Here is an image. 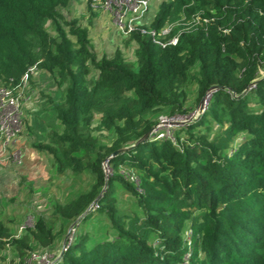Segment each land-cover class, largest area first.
<instances>
[{
  "label": "trees",
  "instance_id": "trees-1",
  "mask_svg": "<svg viewBox=\"0 0 264 264\" xmlns=\"http://www.w3.org/2000/svg\"><path fill=\"white\" fill-rule=\"evenodd\" d=\"M70 1L0 0V87L13 93L31 66L49 73L63 92L50 106L61 129L32 146L58 173H92L84 189L52 199L50 217L61 226L99 211L108 221L110 236L74 230L51 264H264V0H158L119 34L133 41L134 62L89 47L102 0H85L86 24L61 14ZM174 33V44L153 40ZM190 81L196 98L210 88L205 105L172 137L149 133L160 107L185 112ZM116 182L139 208L118 209ZM7 223L0 248L13 264L56 234L39 215L17 234Z\"/></svg>",
  "mask_w": 264,
  "mask_h": 264
},
{
  "label": "rangeland",
  "instance_id": "rangeland-1",
  "mask_svg": "<svg viewBox=\"0 0 264 264\" xmlns=\"http://www.w3.org/2000/svg\"><path fill=\"white\" fill-rule=\"evenodd\" d=\"M157 1L152 0L150 8H153ZM87 11L85 0H72L60 9L66 19H74L81 24H86ZM44 27L49 33H54L48 20H45ZM87 33L89 47L96 56L119 49L127 60L134 62L133 41L120 37L115 32L110 12L104 10V7L96 10V15L87 26ZM195 68L196 65L190 69L194 71ZM95 73V70H91L89 76H94ZM29 75L30 77L13 93L9 91L7 94H0V219L8 222L15 234L22 225H31L36 215L42 216L47 224H52L56 234L50 246L46 247L47 250L35 246V252L26 259L27 264H48L58 256L62 243L69 235L72 236L74 230L88 229L93 237L110 234L106 229V215L99 211L83 220H72L61 226L56 218L52 220L50 217L52 199L61 201L84 189L92 173L82 174L79 179H73L68 172L58 173L51 166L49 159L32 146V142L47 140L46 133L50 129H61L51 107L53 102L61 100L63 92L61 86L46 71L32 68ZM185 88V112L169 115L167 107H160L155 116L156 126L151 128V132H162L172 137L171 131L176 119H165L166 121L161 122L160 120H164L162 118H189L201 110L203 100L201 96L196 98L194 82L190 81ZM12 104H17L16 109ZM97 117L98 112L95 111L94 122ZM171 120L175 122L170 123ZM103 142L108 143L106 137ZM105 173L103 172V175ZM115 185L118 209L126 208L123 205L139 208L117 182ZM16 260L7 247L0 248V264H13Z\"/></svg>",
  "mask_w": 264,
  "mask_h": 264
},
{
  "label": "built area",
  "instance_id": "built-area-1",
  "mask_svg": "<svg viewBox=\"0 0 264 264\" xmlns=\"http://www.w3.org/2000/svg\"><path fill=\"white\" fill-rule=\"evenodd\" d=\"M151 3V0H102L100 7H104V10H106L108 13L110 12L111 15V24L117 34L125 35L129 31L133 30L136 26V24L142 22V16L144 15V12L149 9V5ZM112 10V11H111ZM171 27V23L165 24L160 30L159 34L166 35ZM151 34H153V31H149ZM153 40L157 43H159L161 46H165L167 44H174L177 40V34H171L166 39L160 40L159 38H153ZM33 66H31L28 71L31 72ZM27 78V73L25 72L22 76V83ZM9 93L8 90H6L3 87H0V94L4 95V93ZM10 95V94H9ZM8 96V95H7ZM12 97V96H9ZM16 100V99H15ZM12 102V100H11ZM13 105V104H12ZM205 105V104H204ZM13 106H16L17 104H14ZM13 109V107H12ZM176 119V124L182 123L185 120L191 118H178L177 116H170L169 118H162L164 120H160L161 122L166 121L165 119ZM169 121V120H168ZM174 120H171V122H175ZM156 125H153L152 127H155ZM151 127V128H152ZM149 133H154L156 136H162L164 135L162 132H151V129L149 130ZM167 136V135H164ZM170 137V136H169ZM100 168L102 170V173L105 171L107 173L104 174V177L110 172V168L107 164L106 158L102 159L100 161ZM129 178L133 181H135L134 176H129ZM71 239V235L67 237V241ZM64 245V242L62 243ZM52 259L48 264L52 263Z\"/></svg>",
  "mask_w": 264,
  "mask_h": 264
},
{
  "label": "water",
  "instance_id": "water-1",
  "mask_svg": "<svg viewBox=\"0 0 264 264\" xmlns=\"http://www.w3.org/2000/svg\"><path fill=\"white\" fill-rule=\"evenodd\" d=\"M209 91H210V88H208L207 90H205L204 91V93L202 94V100H203V102H202V105L201 106H204V104H205V101H206V99H207V97H208V95H209ZM201 109V108H200ZM199 109V110H200ZM123 148H126V146H124V147H122V148H120V149H123ZM119 149V150H120Z\"/></svg>",
  "mask_w": 264,
  "mask_h": 264
},
{
  "label": "crops",
  "instance_id": "crops-1",
  "mask_svg": "<svg viewBox=\"0 0 264 264\" xmlns=\"http://www.w3.org/2000/svg\"><path fill=\"white\" fill-rule=\"evenodd\" d=\"M151 2H152V0H151Z\"/></svg>",
  "mask_w": 264,
  "mask_h": 264
}]
</instances>
